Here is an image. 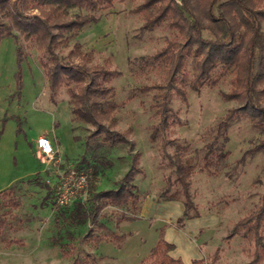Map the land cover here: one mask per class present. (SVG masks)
Returning <instances> with one entry per match:
<instances>
[{"label":"rangeland","instance_id":"1","mask_svg":"<svg viewBox=\"0 0 264 264\" xmlns=\"http://www.w3.org/2000/svg\"><path fill=\"white\" fill-rule=\"evenodd\" d=\"M139 1L114 0L111 7L99 12L97 22L84 26L62 50L65 54L78 42L83 50L92 52L93 63L120 70L110 82L118 103L112 128L122 132L133 143V150L140 152L141 171L133 181L143 193L140 208L134 217L125 218L121 217L122 209L106 207L107 226L113 232L94 226L96 234L106 233L97 247L83 238L89 222H67L65 215L73 203L56 206L50 191L57 172L75 167L82 157L91 158L86 139L95 126L74 119L64 87L53 98L50 96L35 45L19 56L12 36L0 38V190L12 187L15 193L9 196L17 202L14 228L6 227L0 236V264H71L74 255L86 252L92 253L99 264H138L169 227L181 231L185 226H176L178 217L169 219L177 203L159 198L169 172L165 152L171 153L174 148L169 143L165 149L162 145L172 139L188 144V154L199 163L189 189L198 211L218 217L212 230L205 229L198 236L202 240L209 234L203 246L205 264H245L251 259L253 242L229 234L233 225L254 208L264 190V153L248 155L236 178L227 177L225 171L258 140L259 132L246 118L234 122L225 147L230 152L227 163L216 174L199 170V148L209 139L210 127L234 105L220 94L230 87L227 77L213 88L189 90L186 101L174 94L171 105L178 121L166 130L163 140L149 139L151 126L158 120L156 95L163 92L159 86L166 83V70L158 64H146L142 56L158 51L169 32L162 27L140 29L142 18L132 10ZM40 135L51 139L53 157L38 152ZM100 155L103 160L97 163L98 173H91L90 181L98 190L113 189L131 163L129 143L112 147L105 144L97 151L98 158ZM191 229L189 236L193 238ZM171 237L177 240L180 234L174 231ZM66 242L76 249L70 257L61 251V244Z\"/></svg>","mask_w":264,"mask_h":264},{"label":"trees","instance_id":"2","mask_svg":"<svg viewBox=\"0 0 264 264\" xmlns=\"http://www.w3.org/2000/svg\"><path fill=\"white\" fill-rule=\"evenodd\" d=\"M113 3L114 0H0V38L12 36L19 56L25 48L35 45L40 51L38 58L50 96L53 98L64 87L74 119L95 126L86 139L91 158L82 157L74 168L96 175L97 163L103 160V156H97L101 147L129 143L132 160L115 188L98 190L90 181L86 196L76 199L65 215L71 224L89 222L83 238L93 247L106 235L96 234L94 226L113 232L107 226L106 207L122 209L121 217L125 218L134 217L140 208L143 193L133 182L135 174L141 171L140 152L133 150V143L122 132L112 128L118 103L110 82L120 70L93 63L92 52L83 50L78 42L65 54L62 50L84 26L97 22L99 12ZM132 10L142 18V31L162 27L169 32L158 51L142 56L146 64H158L166 70V83L159 86L163 92L156 95L158 120L151 126L149 139L163 140L166 130L178 121L171 105L174 94L186 101L189 90L213 88L230 77L229 89L221 90L220 94L234 105L210 127L209 139L199 148L198 159L199 170L216 174L230 154L225 148L229 128L246 118L260 136L225 171L227 177L236 178L248 155L264 153V0H140ZM167 143L174 148L171 153L165 152L169 172L159 198L183 204V213L176 221L177 227H183L186 219L199 215L189 190L191 176L199 163L188 154V144L172 139L163 143V149ZM13 193L12 187L0 190V236L6 227L14 228L13 208L17 202L9 196ZM232 234L253 242L252 257L245 264L264 262V190L254 208L233 225L229 235ZM173 247V243L159 236L138 264H184L170 254ZM75 250L71 242L61 244L63 256L70 257ZM71 264L99 262L86 252L83 256L74 255ZM192 264L205 262L194 259Z\"/></svg>","mask_w":264,"mask_h":264},{"label":"crops","instance_id":"3","mask_svg":"<svg viewBox=\"0 0 264 264\" xmlns=\"http://www.w3.org/2000/svg\"><path fill=\"white\" fill-rule=\"evenodd\" d=\"M85 194H86V192L81 193L70 204H72L76 199H83ZM51 199L53 200L52 192H51ZM170 201H175V203H177V204H176V208H173L174 211H172V213H171L172 216L169 217V219L170 218L175 219L176 217H180L183 213V210H184L183 204L178 200H170ZM178 202H180V203H178ZM178 204H180L181 206H179ZM202 212H204V211H202ZM202 212L200 211L199 215L196 217L186 219L185 223H184L185 226H184V228L181 229V231H177V229L173 228V226L169 227L168 230L166 231L167 233L164 236V239H166L167 241L174 244V247L170 250V254L173 257H178V258L181 257L184 260L185 264H192V260H194V259H205L203 246L205 245V241L209 237V234L207 237H205L202 240H199L198 236L200 234H202L203 230H205V229L208 231L212 230V227L216 223H218V217L216 216V214L209 213L210 215L207 214V216H205L204 214H202ZM164 216H165V214L163 215V217ZM186 221H187V223H186ZM189 225H191V227L193 228V229H191L189 227L191 229V232H193L195 234V236H193V238H191L189 236L190 229L187 228ZM187 229H189V230H187ZM174 231H175V233L180 234V238L177 240H175L173 237H171L174 234ZM185 231H188L189 233H185Z\"/></svg>","mask_w":264,"mask_h":264},{"label":"built area","instance_id":"4","mask_svg":"<svg viewBox=\"0 0 264 264\" xmlns=\"http://www.w3.org/2000/svg\"><path fill=\"white\" fill-rule=\"evenodd\" d=\"M37 149L46 158L53 157L55 153L52 141L47 135L38 136ZM90 177V170H77L74 167L57 172V179L51 187L55 205L66 206L81 193L86 192Z\"/></svg>","mask_w":264,"mask_h":264}]
</instances>
